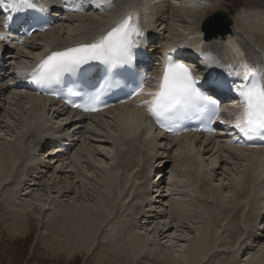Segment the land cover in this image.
Segmentation results:
<instances>
[{
  "label": "bare ground",
  "instance_id": "1",
  "mask_svg": "<svg viewBox=\"0 0 264 264\" xmlns=\"http://www.w3.org/2000/svg\"><path fill=\"white\" fill-rule=\"evenodd\" d=\"M123 1L113 0L111 7L106 4L108 11L100 18L86 16L88 10H84L85 16L71 15L60 20V23L68 25L81 22V28L65 38H48V34L39 37L44 45L41 44L35 56L26 53L24 59L30 64L53 44L64 48L99 35L119 19L113 12L122 6ZM142 1L144 8H141ZM164 1L132 0L131 12L139 17L141 28L148 33L142 45L146 46V40H153L158 33L164 36V23L159 21L161 16L154 11L155 3ZM92 3L94 0L88 4ZM181 3L185 4L184 10L180 9L183 12L178 14L187 19L182 31L191 33L164 38L161 47L167 42L171 46L182 41L181 47L205 51L210 58L204 59L206 55H203L202 59L208 64L210 73L213 70L211 62H223L227 71L229 66L247 60L246 54L256 57L264 67V48L251 41L264 39V0H251L243 9L234 11L231 33L207 42L202 40L200 24L205 11L210 10L213 3H206V0ZM221 8L223 6L215 9ZM142 18L146 28L141 23ZM33 40L30 38L25 44ZM36 46L33 45L32 52ZM240 52L244 55L240 56ZM13 58L11 71L14 75L11 79L6 76L0 84V102L5 99L7 104L4 110L1 108L5 106L4 101L0 104V133L3 134H0V242L18 244L21 248L34 244L37 253L49 264H61L63 259L66 264L76 256L91 259L93 264H213L216 257L232 253L246 256L241 262L239 256L233 255L241 264H264V247H261L264 237L258 233L260 228L254 231V226H261L264 220V197L262 205L257 204L258 201L253 204L256 200L253 197L255 186L264 195V177L256 182L255 177L252 179L256 174L259 177L264 175L263 149L244 150L212 138L208 139L211 140L208 145H197L188 134L167 142L160 140L154 135L143 109L136 107L142 99L148 98L145 95L105 113L87 114L84 120L67 127L65 122L68 118L64 110L50 107L48 101L12 87L17 85L16 77L24 67L19 55L15 54ZM50 115L60 120L61 130L53 132L56 135L69 128L74 130L70 144L74 151L58 157V147L51 157L44 158V152V156L39 158L37 153L42 148L39 143H44L42 137L56 128L50 124ZM36 125L38 128L34 129ZM107 145L112 146L115 156L121 151L123 156L120 159L114 155L108 158L110 155L102 148ZM176 147L180 149L178 156L172 153ZM145 154L149 159L148 166L140 178ZM158 156H164L163 161L169 160L158 174L156 190L162 191L152 198V193L147 194L154 184L149 172ZM201 157L219 160L221 173L218 180L223 182L219 188L216 189L215 185L206 192L198 189L200 178L204 181L209 178L208 181L212 182L213 177H217L216 171L208 173L210 169L202 168ZM96 158L107 159L112 164L104 170L101 165H96ZM171 162L179 168L182 162L196 166V169L191 165L188 168L186 195L190 197V204L200 202L199 208L190 209V204L170 200L169 211L164 209L162 202L180 195L176 188L181 185L174 179L181 175L179 170L176 174L168 171L172 179L166 190L162 187L166 174L164 169ZM138 178L143 179L142 184ZM138 200L134 206L136 213L130 222L124 217V210ZM252 200L254 202L250 206ZM231 260L232 255L227 256L220 264H229Z\"/></svg>",
  "mask_w": 264,
  "mask_h": 264
},
{
  "label": "snow or ice",
  "instance_id": "2",
  "mask_svg": "<svg viewBox=\"0 0 264 264\" xmlns=\"http://www.w3.org/2000/svg\"><path fill=\"white\" fill-rule=\"evenodd\" d=\"M101 3L111 7L113 0H101ZM0 9L8 13L2 21L5 29L15 18L19 28L27 35L33 34L27 31L34 21L30 12L44 11L43 6L38 8L36 0H0ZM8 38V33L0 32V41ZM144 39L139 17L128 14L86 42L47 52L33 68L31 80L38 84L55 82L65 74L99 64L104 66V75L91 90L81 93L69 89V96L81 97V103L66 101L72 108L85 113L102 111L109 107L103 97L114 90L127 89L126 99L119 102L126 103L127 99L147 96L136 107L143 109L165 131H173V122L192 113L207 112L218 116L219 104L215 97L226 86L225 82L197 76L196 68L191 63L173 55L175 49L164 54L159 75L149 77L146 73L137 72L134 62ZM239 55L243 56L244 53L240 52ZM209 58L207 55L204 57ZM233 74L239 79L227 87L238 98V110L230 127L247 139L264 135V67L241 60L237 65L229 66V75ZM149 79H154L156 83L147 85ZM146 88L149 90L145 91Z\"/></svg>",
  "mask_w": 264,
  "mask_h": 264
},
{
  "label": "rangeland",
  "instance_id": "3",
  "mask_svg": "<svg viewBox=\"0 0 264 264\" xmlns=\"http://www.w3.org/2000/svg\"><path fill=\"white\" fill-rule=\"evenodd\" d=\"M182 1H187V2H199V0H182ZM181 0H165L163 3H157L154 5V11L159 13V15L161 16V21L163 24V26L165 27V32H164V38H169V37H173L174 36H184L185 34L187 35L188 33H191V31H187V32H183L182 30H184V28L186 27V23H187V19L182 17L180 14H178L179 12H183V11H180V9L184 10V3L182 4ZM251 0H206V3H213L211 4L212 5V8H210V10H206L205 11V15L203 16L204 18L201 20V22L208 16H210L211 14H213L217 9V7H222L223 8H226L232 12L234 11H237L238 9H243L242 7ZM83 3L81 1H76V7H78L81 11L80 12H75L73 14H79V15H84V11H83ZM215 7V8H214ZM106 9L107 7L106 6H103L101 7V9L98 11V12H92V11H87L85 14H87L86 16H92V17H95V18H100L102 17L103 15L102 14H105L106 12ZM179 9V10H178ZM165 10V11H164ZM213 10V11H212ZM176 15V16H175ZM85 16V15H84ZM64 27V28H63ZM78 28H81V22H71L69 25L68 24H65V23H60L55 29H53L49 34H48V38L51 37V38H56V37H67L68 35H72L74 34ZM182 34V35H181ZM180 35V36H179ZM253 43L261 46L264 48V39H258V40H251ZM39 43V44H38ZM41 44H43V40H38L36 45H38L39 47L35 48L36 50H34L35 52H32V47L33 45H31L30 47H24L22 49H20V51H18L17 54H19V60L21 62V64H27L28 61L26 59H24V57L26 56V53L27 54H37L38 53V49L42 46ZM252 45V44H251ZM255 47V46H254ZM31 49V51H30ZM261 50V49H260ZM20 55L22 57H20ZM25 55V56H24ZM22 58V59H21ZM3 105V104H2ZM4 107H1L3 108V110L5 109L6 105L5 102H4ZM2 112V111H0ZM50 119V123L51 124H58V120H55L53 118H49ZM53 119V120H51ZM54 121V122H53ZM56 122V123H55ZM40 122H37V125H39ZM35 126L34 129L38 128V126ZM1 134V133H0ZM114 134V132H113ZM3 134H1L2 136ZM89 141L86 140V143H88ZM106 147V148H105ZM112 146H104L102 147L104 150V153H108L110 156L108 158H112L115 154L112 153ZM114 149V148H113ZM101 151V150H100ZM175 151V152H174ZM172 153L175 154V156H178L180 155L179 151L180 149L179 148H175ZM179 152V153H177ZM243 156H245L246 154L243 153L242 154ZM123 156V153L121 151V153H117L115 157H118V159H120L121 157ZM204 158V159H203ZM148 160L147 159V155L145 154L144 155V158L142 159V166L140 168V178L142 177V174L144 172V169H146V167L148 166ZM202 160V168L206 171L209 172H214L216 171L217 172V177H213L212 180L214 181H208L209 178H207V180H203V178H200V183H198V189L200 190H203L204 192L208 191L209 190V187H215V185H217L215 188H219L221 186V184L223 183L222 181H219L218 179H220V177L218 176V174L221 173V170H218V166H219V160L215 159V158H208V157H201ZM211 160V161H210ZM96 161H98L96 163V165H98V167L100 166L102 169H108L112 162H110L109 160H102L100 158H96ZM210 162V163H209ZM159 161H157L156 164H158ZM244 162H242L243 164ZM245 164V163H244ZM174 165V166H173ZM175 164L174 162H171L170 164H168V170L173 174L175 172V174L179 171L181 175H179V177L177 178H174L175 179V182L178 183L179 182V185H181L180 188H176L179 192H180V195L177 196H172V197H168L166 199V201H164V203L162 202V205H165L164 206V209L166 208V210L169 211V206H170V200L172 202H176V203H185V205H189L190 204V197L188 196V194L186 195V191H188L187 189V182H188V176L187 173L189 171V166L191 165L192 167H194L196 169V166L195 165H192L190 164L189 165V162H182V165L179 166ZM177 167V168H176ZM179 168V169H178ZM185 168V169H184ZM174 169V170H172ZM232 169H234V167H232ZM90 170H93V169H90ZM241 170V169H240ZM95 171V170H93ZM243 171L244 173V170H241ZM123 172L120 171V174H122ZM258 173V172H257ZM212 174V173H211ZM214 174V173H213ZM212 174V175H213ZM144 175V174H143ZM177 176V175H176ZM215 176V174H214ZM137 177V176H136ZM255 177V178H254ZM264 177V175L262 177H259V175H254L252 177V179L254 178V181L256 182L257 180H262ZM138 178V179H140ZM259 178V179H258ZM172 179V176H165L162 180V187H164V189L166 190L167 189V185L168 183L170 182V180ZM143 180V179H142ZM140 179V183L142 184L143 181ZM208 181V182H207ZM155 182V180H154ZM211 182V183H210ZM221 183V184H220ZM259 183V182H258ZM214 184V185H213ZM219 185V186H218ZM144 187V185H142ZM257 190V191H256ZM202 192V194L204 193ZM259 192L258 190V186H255V190H254V193H253V197L256 199L255 202L252 200L249 202L250 206H252L253 204H256V201H258L257 204H261V201L264 197V195H262L260 192L259 194L257 195V193ZM260 195V197H259ZM258 196V197H256ZM140 200H138V202L134 201L135 203H131L129 205L128 208H125L126 210H124V217H127L129 218L130 222H132L133 220V215L136 213V209H134V206L136 203H139ZM168 201V202H167ZM178 201V202H177ZM166 202V204H165ZM251 202L253 204H251ZM201 205L200 202H197V204H190V209H194V208H199V206ZM250 210V209H248ZM134 212V213H133ZM201 213V212H199ZM246 213V211L244 212ZM130 215V216H128ZM195 215V214H194ZM32 218H34L35 216L32 214L31 216ZM256 226V227H255ZM254 226V231L255 229H259V234H262V236L264 237V229H263V224L261 226H257V224ZM263 230V232H262ZM256 232V231H255ZM230 240V239H229ZM231 241V240H230ZM264 241V240H263ZM262 241V245L261 247L263 248L264 247V242ZM7 246H9V248L7 249ZM34 244L31 245V247H27V245L23 246V248H21V246H19L18 244H14V245H8L7 244H4L2 242H0V264H49V261H46L44 259V257L41 255V254H38L37 251L35 250L36 248H34ZM30 250V251H29ZM34 250V251H33ZM20 251V253H19ZM21 251H23V253H21ZM227 253V252H225ZM232 255V260L229 262V264H241L242 261H244L246 258V256H239L238 254L236 253H232V254H222L221 256H218L216 257L214 260V263L213 264H220L222 261H224V259H227V256H231ZM233 255L240 258V261L239 258H233ZM44 259V260H43ZM86 259V260H85ZM223 259V260H222ZM212 260V261H213ZM233 262V263H232ZM239 262V263H238ZM54 263V262H53ZM53 263H50V264H53ZM55 264V263H54ZM61 264H65V260L63 259ZM66 264H93V262L91 261V259H87V258H82L81 256H76L75 258L71 259V261L69 262H66ZM228 264V263H227Z\"/></svg>",
  "mask_w": 264,
  "mask_h": 264
},
{
  "label": "water",
  "instance_id": "4",
  "mask_svg": "<svg viewBox=\"0 0 264 264\" xmlns=\"http://www.w3.org/2000/svg\"><path fill=\"white\" fill-rule=\"evenodd\" d=\"M232 21L230 16L223 10L218 11L207 18L203 25L202 31L205 34V40H211L218 36L224 37L231 32L230 26Z\"/></svg>",
  "mask_w": 264,
  "mask_h": 264
}]
</instances>
